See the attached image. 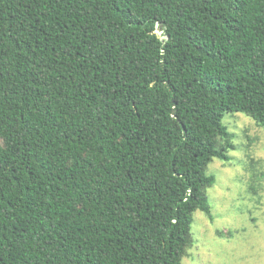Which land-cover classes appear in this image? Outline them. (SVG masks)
I'll use <instances>...</instances> for the list:
<instances>
[{
	"label": "trees",
	"instance_id": "trees-1",
	"mask_svg": "<svg viewBox=\"0 0 264 264\" xmlns=\"http://www.w3.org/2000/svg\"><path fill=\"white\" fill-rule=\"evenodd\" d=\"M226 112L264 129V0H0V264H182Z\"/></svg>",
	"mask_w": 264,
	"mask_h": 264
},
{
	"label": "rangeland",
	"instance_id": "rangeland-1",
	"mask_svg": "<svg viewBox=\"0 0 264 264\" xmlns=\"http://www.w3.org/2000/svg\"><path fill=\"white\" fill-rule=\"evenodd\" d=\"M234 149L208 164L212 219L192 215V244L182 264H264V129L242 112L224 113Z\"/></svg>",
	"mask_w": 264,
	"mask_h": 264
},
{
	"label": "water",
	"instance_id": "water-1",
	"mask_svg": "<svg viewBox=\"0 0 264 264\" xmlns=\"http://www.w3.org/2000/svg\"><path fill=\"white\" fill-rule=\"evenodd\" d=\"M163 31L160 32V34L162 33ZM163 38H167V36H163Z\"/></svg>",
	"mask_w": 264,
	"mask_h": 264
}]
</instances>
